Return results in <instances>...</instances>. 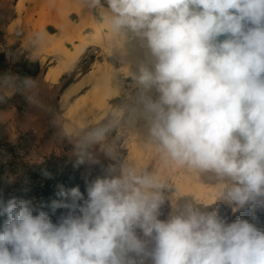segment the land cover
<instances>
[{"label": "clouds", "instance_id": "1", "mask_svg": "<svg viewBox=\"0 0 264 264\" xmlns=\"http://www.w3.org/2000/svg\"><path fill=\"white\" fill-rule=\"evenodd\" d=\"M102 7L101 0H91ZM112 35L127 27L146 38L154 72L138 83L155 87L147 100L150 134L164 166L213 172L226 198L244 206L264 196V0H106ZM220 37H225L220 39ZM25 85L33 81L24 79ZM20 89L0 93V105ZM109 123L75 143L77 163L94 159ZM164 178L134 163L61 190L54 223L30 201L0 200V264H264V227L244 219L231 223L189 204L158 219ZM144 237L154 242L146 249ZM135 252L141 259H127Z\"/></svg>", "mask_w": 264, "mask_h": 264}, {"label": "rangeland", "instance_id": "2", "mask_svg": "<svg viewBox=\"0 0 264 264\" xmlns=\"http://www.w3.org/2000/svg\"><path fill=\"white\" fill-rule=\"evenodd\" d=\"M17 1L0 0V93L10 92L13 87L20 89L10 96L6 104L0 105L2 108H11L15 111L10 119H0V175L4 179L7 177L11 179L9 181H16L15 177L20 179L26 171L35 170L51 156L63 160L59 163L60 173L65 174L71 167L80 174L94 175L95 178L107 175L108 169L112 166L118 168L125 162L134 163L138 167H145L148 171H157L164 178V186L160 189L163 196V203L159 208L158 219L160 220H167V214L171 208L169 198L174 194L175 187H178L177 182L183 184L203 182L201 196L209 201L215 197V207L212 208V212H215L221 220L231 223L244 219L256 227H264V196L257 197L242 207L238 206L235 202L229 201L224 194V185L232 183L229 179L220 180L215 174L209 180L206 178L209 177L208 172H200L199 175V172H185L182 169L164 166L152 143L151 125L144 127V118L136 119L135 130L129 128V117L139 105V97L144 96L145 102L149 99L156 101L145 94L141 88L126 85L127 95L122 94L112 99L106 113L99 120H89L82 125V129L74 128L68 131L64 127L65 119L59 101L69 82L79 80L83 74L93 68L95 63H112L114 67L120 68L122 61L111 50L90 46L75 64L74 69L69 72L70 74L64 76L60 83V80L57 83L46 81L45 72L52 64L58 62L59 56L48 53L45 59H42L43 54L38 52V44L43 40L41 37L46 36L45 32L50 35L60 33L59 31L66 39L75 35L74 26L79 24L81 12L84 10L80 7L82 2L89 6L85 5L87 8H92L99 17L98 9L92 5L91 0H80V5L78 0H76L77 3L74 0H21L20 9L15 7ZM70 1L74 2L72 3L74 7L70 5ZM101 5V9L108 7L106 0H101ZM67 8L70 11L64 12ZM62 12L68 13L69 19L62 17L65 16L61 14ZM107 12L110 13L109 8ZM51 18L54 22L59 20L65 25L62 23L61 27L56 28ZM63 19L68 20L66 22L70 21L72 25L69 26ZM41 27H43L42 31ZM68 27L71 28L68 29ZM58 47V43H50L47 50L49 48L56 50ZM33 62H40L39 73L33 75L26 72L22 75L20 73L22 65ZM10 64L13 65L11 72ZM122 77L125 82L131 81V78H125L123 74ZM25 78L33 81V84L25 85ZM141 107L145 109L144 105ZM3 115L1 114V117ZM109 123L113 124V128L106 134L104 143L113 147V156H109L101 144H96L90 149L94 159L77 163L75 143L94 127L99 128ZM132 148H135L136 152L133 160L128 161L127 154ZM98 165L100 168L97 169ZM201 175L203 178L199 177ZM40 177L42 176H39V179ZM178 178H180L179 181ZM39 179L36 184L39 183ZM26 183L29 184L30 181L27 180ZM219 190H221L220 193H218ZM6 199L5 195L0 194V200ZM135 233L139 239L147 241L146 249L150 251L154 242L144 237L142 230L138 228L135 229ZM134 258L139 261L141 256L135 252L127 253V259ZM144 260L145 264H152L150 258H144Z\"/></svg>", "mask_w": 264, "mask_h": 264}, {"label": "bare ground", "instance_id": "3", "mask_svg": "<svg viewBox=\"0 0 264 264\" xmlns=\"http://www.w3.org/2000/svg\"><path fill=\"white\" fill-rule=\"evenodd\" d=\"M74 1L76 2V0ZM20 2L21 0H18L17 5H15L17 9H20ZM77 2H79L80 5V0ZM69 3L72 7H74L72 4L74 2L70 1ZM82 3L80 7L81 9L83 7L84 10L81 12L82 17L80 16L81 19L79 20V24H77L78 26L76 25L77 28L74 26L76 29L74 31L75 35L73 34V36L70 37L68 35L69 38L66 39L59 29L58 31L60 33L48 35L45 32L46 36L41 37L43 40L38 44V52L43 54L42 59H45L48 53H53L59 56L58 62L52 64L45 72V80L51 83H57L61 77L74 69L75 64L80 60L83 53L90 46L111 50V52L121 59L122 63L120 68L114 67L112 63H95L91 70L83 74L79 80L71 82L62 92L59 105L65 119L64 127L68 131H71L74 128L82 129V125H85L89 120H99L106 113L112 99L128 92L126 85L143 89L145 94H148L149 97L155 99L156 101L159 100L160 96V93L155 87L145 88L143 85L138 83V77L141 75L142 69L154 72L155 58L147 46L146 38L140 36L127 27L121 29L117 34L112 35L106 22L107 16L110 15V13L107 12L108 7H103L102 9L101 7H96L98 9V17L92 8H87L89 6L84 2ZM76 6L79 7L78 4H76ZM69 11L70 9L67 8L64 12ZM64 12L61 14H65ZM67 14L62 17L67 19ZM56 16L58 17V15ZM57 17L52 18L57 19ZM52 18L51 22L53 20ZM56 21L54 22L53 20L54 23L52 22L56 25V28H58L57 26L61 27L64 24L59 20ZM66 21L68 20H65L66 24H69V26L72 25L70 21ZM59 22L61 23L59 24ZM71 27L73 29V26ZM71 27H68V29ZM42 29L43 27H41V31ZM50 43H58L59 47L56 48V50H53V48L52 50H50V48L47 50ZM122 74L125 78H131V81L125 82ZM138 103L139 105L135 108V112L132 113L128 121V126L132 130L136 129L135 122L138 117L141 119L144 118V127L150 124V114L141 107L146 103L144 96L139 97ZM135 152V148H132L128 152V161L133 160ZM207 172L209 177L206 178H209L210 180L215 173L210 171ZM199 177L203 178L202 175ZM179 179L180 178H178V181ZM201 183L203 182H200L199 184H183L182 182H177L178 187H175L176 189L174 194L171 198H169L171 208L167 214V219L173 215H178L183 212L189 204L198 208L202 212H212V208L215 207V197L210 201L205 200L203 196H201L203 187ZM220 192L221 190L218 191V193Z\"/></svg>", "mask_w": 264, "mask_h": 264}, {"label": "trees", "instance_id": "4", "mask_svg": "<svg viewBox=\"0 0 264 264\" xmlns=\"http://www.w3.org/2000/svg\"><path fill=\"white\" fill-rule=\"evenodd\" d=\"M20 73L23 75L25 72L20 69ZM0 109L3 108L0 106ZM96 128L94 127L93 130ZM60 161L62 162L63 160L59 157L51 156L45 163L38 165L35 170L26 171L20 179L15 177V180L17 179L16 181H9L11 179H7V177L4 179L0 175V194L5 195L7 198L3 202L7 203L9 199L16 198L18 202L24 200L30 201L36 206L43 205L42 210L55 223L61 213L67 211L65 209H56L53 211L51 207L53 201L62 199L58 195L61 186L66 191L73 187H79L81 192L85 193L86 196V184L91 182V179H95L94 175L80 174L71 167L67 169L65 174L60 173ZM98 168H100V165L97 166ZM43 174H46V176L44 177ZM39 176L42 177L39 179ZM37 179H39L38 184H36ZM27 180L30 181L29 184L26 183ZM6 218V216L0 217V227H2Z\"/></svg>", "mask_w": 264, "mask_h": 264}, {"label": "water", "instance_id": "5", "mask_svg": "<svg viewBox=\"0 0 264 264\" xmlns=\"http://www.w3.org/2000/svg\"><path fill=\"white\" fill-rule=\"evenodd\" d=\"M52 29V28H51ZM225 37H220V39L222 40V39H224ZM26 69L27 70V72H29L30 74H33V75H35V74H37V73H39V71H40V62H33V63H31V64H28V65H26V64H23L22 65V67L20 68L21 70L22 69Z\"/></svg>", "mask_w": 264, "mask_h": 264}, {"label": "crops", "instance_id": "6", "mask_svg": "<svg viewBox=\"0 0 264 264\" xmlns=\"http://www.w3.org/2000/svg\"><path fill=\"white\" fill-rule=\"evenodd\" d=\"M68 74H70V73H68ZM68 74H66V75H68ZM66 75H64V76H66ZM64 76L61 77L59 83L64 79ZM70 83H71V82H69V84H70ZM14 112H15V111L12 110L11 108H3V109H0V119H1V120H8V119L11 118V116L14 115ZM1 114H4L3 117H1Z\"/></svg>", "mask_w": 264, "mask_h": 264}, {"label": "built area", "instance_id": "7", "mask_svg": "<svg viewBox=\"0 0 264 264\" xmlns=\"http://www.w3.org/2000/svg\"><path fill=\"white\" fill-rule=\"evenodd\" d=\"M12 68H13V65H12V64H10V65H9V71H10V72L12 71ZM132 260H133V259H132ZM134 260H136V261L138 262V260H137V259H135V258H134Z\"/></svg>", "mask_w": 264, "mask_h": 264}, {"label": "flooded vegetation", "instance_id": "8", "mask_svg": "<svg viewBox=\"0 0 264 264\" xmlns=\"http://www.w3.org/2000/svg\"><path fill=\"white\" fill-rule=\"evenodd\" d=\"M27 65H28V64H27ZM22 71H23V72H25V73L27 72V70H26L25 68H24V69H22Z\"/></svg>", "mask_w": 264, "mask_h": 264}]
</instances>
